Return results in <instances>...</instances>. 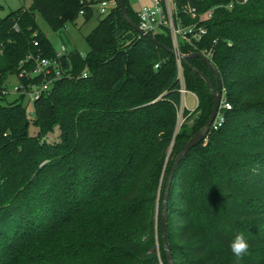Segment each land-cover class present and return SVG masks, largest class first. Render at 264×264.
Wrapping results in <instances>:
<instances>
[{
    "label": "trees",
    "instance_id": "16d2710c",
    "mask_svg": "<svg viewBox=\"0 0 264 264\" xmlns=\"http://www.w3.org/2000/svg\"><path fill=\"white\" fill-rule=\"evenodd\" d=\"M130 18L138 23L129 0ZM184 4L187 0H176ZM194 2L216 7L208 31L183 59L186 86L198 99L193 134L178 129L181 106L172 39L141 35L118 6L87 36L90 50L59 55L37 13L58 31L94 14L95 0H32L0 17V99L15 75L40 85L41 54L61 72L35 102L0 103V264H168L162 201L176 155L207 124L221 79L225 120L179 163L169 195L167 241L175 264H236L229 247L249 242L239 264H264V0ZM186 23L197 19L185 16ZM39 42L38 46L34 41ZM159 64L158 67L156 65ZM87 76H84V74ZM31 121L39 133L31 135ZM55 127L60 140L49 142ZM173 145V158L168 161Z\"/></svg>",
    "mask_w": 264,
    "mask_h": 264
},
{
    "label": "built area",
    "instance_id": "2783aa9c",
    "mask_svg": "<svg viewBox=\"0 0 264 264\" xmlns=\"http://www.w3.org/2000/svg\"><path fill=\"white\" fill-rule=\"evenodd\" d=\"M204 1L205 0H187V2L180 5V3L176 0H149V3L142 4L141 8L137 10V25L144 31L145 34H151L154 37L156 35H166L170 36L172 39V49L177 52L178 81L181 93L180 114H183L186 110V94L190 92L186 86L183 58L180 55L184 53H182L181 47L184 45L194 48L197 47V43L202 41L208 31L207 27L201 23V21L204 20L205 17L211 18L214 14V10L216 9V7H213L207 11L200 12L199 6L195 5L194 2ZM248 1L250 0H233L226 7L231 9L235 2L246 3ZM99 6L102 14H109L119 6V1L100 0ZM85 14L86 11L82 10L81 15ZM185 16H190L193 19H197V21L188 24L185 21ZM34 45L38 46L39 42L35 40ZM62 49L64 50L65 47H62ZM199 53L206 56L211 61L210 51L204 50ZM33 58L36 64L35 69L30 73L23 70L20 76L29 79V77L34 78L35 76L41 74L44 75V81L40 85L30 84L29 86L20 83L16 85L14 89L20 94H28L35 104V102L40 99L43 94L52 90L53 85L60 78L61 72L57 67L56 60L44 57L41 54L36 57L33 56ZM158 66L159 64L156 65V67ZM84 76H87V74L85 73ZM230 108L231 104L226 100L225 90L223 89L221 106L212 128L217 129L222 125L225 120V110Z\"/></svg>",
    "mask_w": 264,
    "mask_h": 264
},
{
    "label": "rangeland",
    "instance_id": "374dc122",
    "mask_svg": "<svg viewBox=\"0 0 264 264\" xmlns=\"http://www.w3.org/2000/svg\"><path fill=\"white\" fill-rule=\"evenodd\" d=\"M94 5V14L93 16L86 21L85 16L81 15L74 22H68L65 27L55 31L51 28L49 23L43 18L40 13H37V23L39 29L46 34V36L52 42V45L57 50L58 54L64 55L72 50H77L82 54H87L90 50V45L87 41V36L97 27L99 20L107 14H102L100 11L99 1L95 0ZM132 7L137 11L141 8L142 4L149 3V0H129ZM32 4V0H0V17H6L7 15L17 11L18 9H28ZM62 47H65L63 50ZM20 84V80L17 76L12 75L9 77L6 87L7 94L5 99H0V103H10L18 100L20 98V93L15 91V86ZM23 105L27 108V113L29 117H33L35 110V104L31 98L26 94L22 99ZM198 106L197 97L189 92L186 94V109L188 112H193ZM190 114H180L179 111V123L178 129L180 130L181 126L184 124V131L189 135L193 134V118H189ZM29 133L31 135H37L39 133L38 127L31 121L29 125ZM49 142H58L60 140V129L55 127L48 135ZM173 145L171 146L166 160V164L169 160L173 158ZM163 264V263H162Z\"/></svg>",
    "mask_w": 264,
    "mask_h": 264
},
{
    "label": "water",
    "instance_id": "95a60500",
    "mask_svg": "<svg viewBox=\"0 0 264 264\" xmlns=\"http://www.w3.org/2000/svg\"><path fill=\"white\" fill-rule=\"evenodd\" d=\"M119 1V6L121 7L127 21L130 23V25L137 31L139 32L141 35H145L148 38L154 40L155 42H158L156 40V38L151 35V34H145L144 31L137 25V23L135 21H133L130 18L127 6H126V1L125 0H118ZM171 50L173 51V53H177L174 49L171 48ZM181 57L184 60H187L189 57H200L202 58L209 66L210 68L216 73L217 72L212 64V62L204 55L200 54V53H193L191 55H184V54H180ZM193 70L196 73H199L205 80L206 82L210 85L211 87V91H212V96L214 98V106L210 115V118L207 122V124L203 127V129H201L200 131H198L197 133H195L187 142V144L184 146V148L176 155V157L174 158V162L171 168V172L169 174L168 177V181L166 184V188H165V193H164V197H163V201H162V214H161V235H162V242L164 245V249L166 252V257H167V262L168 264H175L173 255L171 253V250L169 248L168 245V241H167V220H168V202H169V195H170V188L176 173V170L179 166V163L186 157V155L189 153V151L196 147L197 145H199L200 143H202L203 141L206 140L211 127L213 125V123L215 122L220 106H221V102H222V98H223V86H222V82L221 79L219 78V76H217V83L218 86L217 88H214V86L211 84L210 79L202 72H200L199 70L193 68Z\"/></svg>",
    "mask_w": 264,
    "mask_h": 264
},
{
    "label": "clouds",
    "instance_id": "9594fccd",
    "mask_svg": "<svg viewBox=\"0 0 264 264\" xmlns=\"http://www.w3.org/2000/svg\"><path fill=\"white\" fill-rule=\"evenodd\" d=\"M229 247L232 254L238 258L236 264H239V261L248 254L250 245L241 233L235 236V238L230 242Z\"/></svg>",
    "mask_w": 264,
    "mask_h": 264
}]
</instances>
